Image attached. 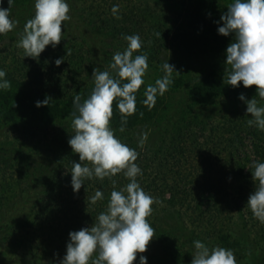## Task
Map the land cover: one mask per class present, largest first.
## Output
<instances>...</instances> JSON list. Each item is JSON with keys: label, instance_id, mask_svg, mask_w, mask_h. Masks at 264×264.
<instances>
[{"label": "trees", "instance_id": "1", "mask_svg": "<svg viewBox=\"0 0 264 264\" xmlns=\"http://www.w3.org/2000/svg\"><path fill=\"white\" fill-rule=\"evenodd\" d=\"M22 1L15 0L12 8ZM198 1L196 11L188 9L187 19H172V26L163 24L166 44L171 42L168 35L175 32V39L181 36L183 43L206 50L211 44H218L217 48L228 46L234 40L229 39L231 35L219 34L215 22L220 13L218 0H207L206 6ZM7 2L3 0L4 8L9 7ZM113 5H119L117 14L126 17L132 13L129 20L138 19L133 10L121 9L118 0H92L83 15L89 22H94L96 14L112 17ZM109 20L97 26L104 35L114 39L128 34L124 32L129 26L115 28L108 25ZM6 44L9 45L4 34H0V69L5 70L11 82L10 88L0 89V248L6 247L34 262H55L66 253L69 232L94 225L98 214L106 210L113 188H123L129 178L123 172L103 180L93 176L85 179L79 192L73 191L72 161L80 162L79 154L68 143L74 134L73 102L77 95L81 102L87 99L95 82H85L86 68L76 56L70 58L76 59V73L69 65L63 78L46 80L38 73L31 79L27 68L20 73L18 61L10 53L12 48ZM111 62L110 55L107 67ZM227 68L210 71L195 81L188 91L191 115L171 133L166 127L160 130L163 134L154 137L159 129H150L142 147L134 131L149 121L160 126L167 98L180 90L184 80L172 78L173 83L164 95L157 96L151 109L142 103L146 85L136 92V111L127 116L124 136L119 138L139 153L135 163L143 175L137 180L155 198L147 219L155 229L150 243H156L159 251L157 258L156 254L137 253L133 264H139L140 255L147 257L148 264H191L194 257L186 244L179 242L182 235H191L210 248L220 245L238 254L241 244L234 237L235 223L245 231H251L248 225H253L264 246V223L246 207L258 183L253 180V162H264V131L247 123L251 118L247 107L223 111L220 121L214 116L202 117L198 111L238 99L241 93L246 97L252 94L250 90L255 85L246 88L242 82L239 87L228 84ZM45 99L49 104L36 106L37 101ZM121 124V113L114 101L110 126L120 131ZM166 133L172 137H166ZM82 164L92 166L90 161ZM97 189L103 191L104 198L93 203L91 197ZM164 219L170 221L169 227L163 225Z\"/></svg>", "mask_w": 264, "mask_h": 264}, {"label": "clouds", "instance_id": "2", "mask_svg": "<svg viewBox=\"0 0 264 264\" xmlns=\"http://www.w3.org/2000/svg\"><path fill=\"white\" fill-rule=\"evenodd\" d=\"M15 0H8L9 7L4 8L0 0V34L15 27L11 11ZM35 14L28 19L18 46L25 50V57L37 58L51 45L55 48L62 40V24L70 19L68 0H35ZM227 12L221 16L222 26L218 33L228 36L234 34V41L226 49L227 82L229 85L244 87L256 85L257 95L252 99L241 93L239 99L247 105L246 113L251 114L247 121L264 131V105L257 96L264 99V0H233L227 6ZM119 5H113L112 12L118 13ZM217 24L220 21L216 22ZM157 36L161 33L157 32ZM128 42L123 52L113 55L109 70H93L95 86L90 96L81 102L80 95L74 98L72 128L74 134L68 140L74 152L79 154L80 162L72 161L71 185L79 192L85 179L93 176L103 180L117 173L129 178L121 189L111 191L106 210L100 212L91 227H83L69 232L66 253L55 264H133L137 253H144L154 237L155 229L147 217L152 213L155 198L146 193L137 180L143 175L135 161L139 153L115 135L110 126L113 116V102L121 113L120 131L125 130L127 116L136 111V92L145 84L144 76L149 68L147 53L134 55L143 46L141 36L125 35ZM64 58H57L59 66ZM164 76L157 78L154 84H147L142 103L151 109L157 96H162L173 83V73L181 74L169 60L162 64ZM6 72L0 69V89H8L11 82ZM48 99L37 101L36 106L47 105ZM142 115V113H141ZM138 143L142 147L148 139V132L141 131ZM90 161L92 166L82 164ZM253 180L256 187L249 195L246 207L264 223V162H253ZM115 181L113 184L115 185ZM104 198L102 190L97 189L91 197L95 203ZM194 254L191 264H238L234 251L220 245L207 246L201 240L193 241ZM139 264H148V259L140 255Z\"/></svg>", "mask_w": 264, "mask_h": 264}, {"label": "rangeland", "instance_id": "3", "mask_svg": "<svg viewBox=\"0 0 264 264\" xmlns=\"http://www.w3.org/2000/svg\"><path fill=\"white\" fill-rule=\"evenodd\" d=\"M91 1L92 0H68L70 6V19L64 21V25L62 24L63 33L61 42L55 48L51 45L46 46L45 50L37 58L25 57V50L18 46L21 34L24 31L25 23L31 14L35 13V0H24L19 2V5L12 8L11 17L17 21V23L13 30L4 33V36L5 41H7L12 48V52L10 53L15 57V60L18 61L17 68L20 69V73H24L27 68L31 79L33 77L31 75H36L38 73L42 74L43 78L46 80L54 77L63 78L65 72H69V65L70 68L72 66L71 71L76 73V67L73 65L76 59H70L73 56L79 58L80 63L82 61L83 67L86 68L83 72L86 83L94 82L92 76L93 70L96 68H99L101 71L107 69L114 73L113 70L107 67L106 62L108 57L111 55V58H113V55L117 51L123 52L128 42L124 37L116 36L113 39L101 32L98 28L100 26V21L105 22L110 18L108 25L121 28L122 24H124L125 27H130L129 30H125L124 34L128 33L127 35H133L138 33L141 36L144 42L143 46L140 50L134 52V55L145 52L148 55L149 68L144 76V85L154 84L157 78H162L164 76L165 73L161 66L167 60H169V63L174 64L181 73L177 75L174 72L172 78L181 77L184 80L180 90L169 95L167 98L165 103L168 105L166 108H163L165 114H163V118L160 119L162 120L160 126L150 124V121L142 123L134 131L135 136L138 137L137 134L141 131L149 133L153 128L159 129V131L154 134V137H159L163 134L160 132L161 129L164 130L168 127V133H171L173 130L180 128L182 123H184L183 119L191 115L192 111V106H190L188 101V91L190 87L195 81L199 80L210 71L220 68H230L229 65H226V49L228 46L217 48L218 44H211L207 46L206 50L200 45H191L190 42L183 43V37L181 36L175 39V32L168 35V40L170 38L171 42L168 44L165 42L164 37L166 34L163 24L172 26V23H170L172 19L178 18L180 21L184 18L187 19L185 15L188 9H190L189 11H196L197 7L200 6L198 3L199 1L118 0L122 5L120 6L121 9L128 12H132L133 10L134 14H138V19L133 18L132 20L130 18L131 20H129L132 13L126 17L119 14H112V17H101L96 14V16H94V22H89L85 18L86 16L83 15V12L86 10L85 7H89ZM232 2L233 0L217 1V9L220 11L218 18L215 20V22L220 21L217 25L222 26L223 21L221 20V16L225 13V10H228L227 6ZM4 5H6V3H3L2 6ZM206 5L207 0H202V6ZM157 32L161 33V35L157 36ZM230 35L229 39L231 41L232 39L234 40V34ZM217 37H219V35ZM110 44L112 45L110 46ZM57 58H64L59 66L55 63ZM62 68L63 70H60ZM256 88L257 86L255 85L254 89L250 90L252 94L248 95L247 99L250 100L257 95ZM257 99L260 104L264 105V99L258 96ZM242 107H247V105L238 98L235 100H225L214 106L201 108L198 111L202 117L214 116V118L220 121L223 111ZM115 135L118 137L124 136L123 132L118 130L115 131ZM166 137L172 136L166 133ZM1 144L2 143H0V146ZM168 222L170 221H165L164 219L162 223L165 227H169L167 224ZM171 222L174 226L177 224L174 218H171ZM248 227L251 228V231L242 230L241 224H234V237L239 240L241 244L238 254H235L238 264H264V246L259 241L258 235L255 234L254 226L249 224ZM179 238V242L185 243L193 256L195 251L193 241L198 239L193 238L191 235H182ZM157 251H159V248L157 244L153 242L149 243L147 251L143 254L148 256L156 254L155 256L157 258ZM36 261L37 262H34V260L32 261L30 258L25 259L6 247L0 248V264H55L56 262H51L50 260ZM154 261L156 260L154 259Z\"/></svg>", "mask_w": 264, "mask_h": 264}]
</instances>
